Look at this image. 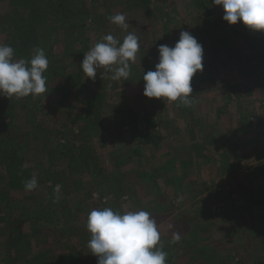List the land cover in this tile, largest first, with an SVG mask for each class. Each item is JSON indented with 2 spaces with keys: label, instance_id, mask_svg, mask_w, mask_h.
<instances>
[{
  "label": "rangeland",
  "instance_id": "1",
  "mask_svg": "<svg viewBox=\"0 0 264 264\" xmlns=\"http://www.w3.org/2000/svg\"><path fill=\"white\" fill-rule=\"evenodd\" d=\"M50 1L0 0V43L14 61L43 48L44 76L53 72L45 94L0 96V134L14 140L0 159V199L31 211L17 219L0 202V264H97L85 222L104 207L150 213L166 264H264L261 34L205 21L196 0H64L59 17ZM117 13L127 31L109 21ZM181 31L202 45L187 106L142 94L158 46ZM128 32L139 39L128 79L104 68L87 78L84 54Z\"/></svg>",
  "mask_w": 264,
  "mask_h": 264
},
{
  "label": "clouds",
  "instance_id": "2",
  "mask_svg": "<svg viewBox=\"0 0 264 264\" xmlns=\"http://www.w3.org/2000/svg\"><path fill=\"white\" fill-rule=\"evenodd\" d=\"M221 6L222 19L228 24L242 22L251 30L264 31V0H212ZM111 23L127 31L129 23L123 13L108 17ZM139 39L128 32L122 42L105 35L86 54L81 67L86 77L95 79L97 69L111 72L112 81L127 80L130 62L136 59ZM158 62L155 70L142 76L143 95L148 98L178 101L190 105L193 92L191 80L197 71L203 70L202 45L187 31H181L174 46H158ZM14 49L0 43V96L23 98L47 93L43 75L49 61L43 48H34L30 60H13ZM37 181L32 178L24 183L25 190H33ZM85 228L90 234L89 252L97 258V264H166L168 253L160 243L156 221L144 210L114 212L109 207L89 212ZM180 240L174 233L172 242Z\"/></svg>",
  "mask_w": 264,
  "mask_h": 264
},
{
  "label": "trees",
  "instance_id": "3",
  "mask_svg": "<svg viewBox=\"0 0 264 264\" xmlns=\"http://www.w3.org/2000/svg\"><path fill=\"white\" fill-rule=\"evenodd\" d=\"M64 0H54V1H50L49 3V9L48 11H54L56 10L57 12V16L56 17H59V15L62 13V6H64V3H63ZM196 3L197 5L203 10V14H204V20L207 21V20H210L213 22V24L217 27H221V26H227L229 28L235 26V25H238L241 29H244V31L248 30L249 32H252L253 30L249 29L247 26H245L242 22H237L236 24H228L226 21H221V17H214L211 13V9L209 8V5H208V2L207 0H196ZM247 31V34L249 33ZM255 31H258V30H255ZM258 33L261 34L262 36V39L264 41V31H258ZM263 43V42H262ZM247 63L250 64V65H253L255 67H259L261 60L260 59H255V58H249L247 59ZM53 72H49L47 73L46 77H52V74ZM44 75V74H43ZM195 76H196V73H194L193 77H192V80H191V86H192V89H194V84H195ZM193 96V94H190V96ZM102 100L101 99H97L98 103ZM96 101V102H97ZM3 123H7V122H3ZM3 128V131L6 132L7 130H5L6 128V124H3L2 126ZM14 145V140L11 138V135L9 133H4V136L2 134H0V159L3 155L6 154V152H8L11 147ZM82 160V159H81ZM80 160V161H81ZM3 199V198H2ZM0 199V202L1 203H5L7 206H8V210H10V212H12V214L15 216V215H18L16 218L18 219L20 216H23L26 212L27 213H31L30 209L28 206H16L12 203V201H7V200H2ZM46 207V206H45ZM39 208V206H38ZM34 211V210H32ZM39 211V210H38ZM24 212V214H23ZM34 213V212H33ZM41 214H44L43 211L40 212ZM30 216H28L29 218ZM45 221H42L41 224H44ZM29 262H27L26 264H28Z\"/></svg>",
  "mask_w": 264,
  "mask_h": 264
}]
</instances>
